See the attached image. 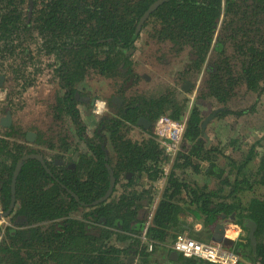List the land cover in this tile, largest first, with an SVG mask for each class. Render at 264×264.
Here are the masks:
<instances>
[{
  "label": "trees",
  "instance_id": "16d2710c",
  "mask_svg": "<svg viewBox=\"0 0 264 264\" xmlns=\"http://www.w3.org/2000/svg\"><path fill=\"white\" fill-rule=\"evenodd\" d=\"M156 1L0 0V74L6 75L9 82H24L32 76L33 81L26 85L31 88L37 78L28 71L36 69L37 75L46 77L44 73L48 70L52 76L47 81L50 88L57 93L68 90L72 104L64 106L81 133L86 132L87 126L81 122L77 106L85 103L82 97L92 100L98 93L89 90L82 94L78 88L84 84H108L113 94L108 99L110 113L104 121L110 128L108 138L120 160L118 165L125 163L128 169L139 168L149 173L152 181L161 177L155 167L164 153L162 146L155 138L137 145L126 139L122 128L134 127L142 118L154 124L161 116L176 121L186 117L183 142L192 147L188 145L190 150L182 157L183 167L199 172L201 164L207 162L211 167L208 176H214L220 188L214 193L195 186L197 190L189 192L188 184L175 173L169 175L166 194L172 191L170 199L163 200L154 215L156 227L150 229V240L162 246L168 243L166 231L180 217L172 200L188 190L195 206L200 203L208 208L206 223L216 220L214 213L218 210L240 213L239 221L232 220L231 224L243 227L245 219L255 222L256 250L253 251L248 240L241 248L245 250L246 262L264 264V154L260 156L255 150L258 145L264 146V136L257 139L252 135L253 144L249 146L245 142L240 148L233 145L238 141L234 138L231 149L236 151L235 157L226 155L225 164L223 161L216 164L213 157L216 149L209 147L208 150L198 137L203 119L215 111L213 102L223 108L213 121L227 119L234 128L240 121L253 127L257 113L264 110V0H168L149 16L136 34L142 17ZM141 41L166 69L172 61L176 62L175 75L171 80L160 81L158 96L141 89L129 98L120 96L140 83H153L152 77L147 79L135 65L134 55ZM155 47H162L163 54L154 52ZM212 53H215L212 59L218 56L216 62L209 60ZM186 80L193 81V89H181ZM77 92L80 99L76 101ZM190 94H194L201 106L191 104ZM113 96L123 101L125 98L126 108L117 111ZM204 104L210 108L206 116L199 108ZM98 139L103 142L105 137H97L94 144ZM245 148L249 151L240 152ZM94 152L98 153L100 162L103 151L97 143ZM7 153L15 156L11 165L6 160ZM15 153L8 152L5 144L0 148V165L7 169L9 176L2 195L5 209L11 200L10 185L16 161L23 156L18 151ZM149 160L153 161L152 167H146ZM65 170L55 181L39 161L25 162L17 178L15 209V218L21 217L25 223L0 228V264H129L132 250L139 256V264H160L162 259L156 258L158 252L167 255L168 264H206L199 258L181 255L178 260H171L170 251L156 244L151 250L133 249L137 245L142 247V230L139 231L142 222H135L137 213L133 209L139 206L132 198L124 197L84 213L82 206L95 202L108 190L107 177L103 181L89 172V178L82 182L75 172ZM68 191L75 193L79 201ZM211 198L214 199L210 202ZM213 207L218 210L215 212ZM190 214L199 220L195 210ZM126 241L131 244L126 249L116 244Z\"/></svg>",
  "mask_w": 264,
  "mask_h": 264
},
{
  "label": "crops",
  "instance_id": "0c3cea01",
  "mask_svg": "<svg viewBox=\"0 0 264 264\" xmlns=\"http://www.w3.org/2000/svg\"><path fill=\"white\" fill-rule=\"evenodd\" d=\"M138 70H140V69H138ZM143 73H144L143 76H145L147 79L151 78V76L149 74H147V72L145 70H143ZM121 83L122 82H120V84ZM151 85H144V84L140 83L136 87L134 86L132 88H129L127 91L123 92L120 96L126 95L129 98V97L133 96L132 93L138 89L144 90L147 94H153L154 96H158L159 94L157 95V92L160 91L161 89L159 90V88H157L154 91L152 89H147L146 86H151ZM88 87H90V85H88ZM88 87L81 85L78 89L83 94L84 92L86 93V91H89ZM124 100L125 101L122 102V105H119V106L115 105L117 111H120L121 109L126 108V106H127L126 102L127 101L125 98H124ZM78 109L80 112H81V110L82 111L84 110L86 113L89 111L86 108H84V106L82 104L79 105ZM104 120L101 122L93 124V126H90V128L88 129L89 132L87 135H89V137L92 138L90 140L91 143L86 142L89 145V148H87L85 146L80 147V151L82 152V155L80 156L79 161L76 162V169L74 170V172L76 174L79 173L77 170L78 169L80 170V173L77 176L80 179V181H82V182H85L89 178V172L92 174V176H95V177L99 176L103 181H104V176H106L107 180H108V184H107V182L105 183V186L108 185V190L106 191V193L103 195V197L99 198L95 202L82 206V208L85 209V210H83L84 213L93 211V209L97 208L99 205H102L103 203L108 204V203H112L115 201L118 202L121 198H124V197L125 198H132L134 203H136L139 206V208H133V209H136V213H137V217H136L137 220L135 222L136 223H139V221L142 222V225L140 227L141 229L139 231L142 230L141 234L143 233L145 225L147 224V222L149 221V218L151 216V222H150V228H149V233H150V229L156 227L154 225V215L157 214L158 207H159L160 203L163 200L170 199L169 195L172 191L171 192L169 191L166 194V192H167L166 189L170 186L168 183V177L172 173H175L180 179H182L184 181V183L186 185L188 184L187 186L190 188V189H188L189 192L197 190L196 189L197 187H195V186H198V188H200V189L203 188L205 190V192H207V190H209V191H212L214 193H216L217 190L220 188V184L216 179H214V176H208V173L211 172V170H210L211 167L207 162H204V166L203 165L200 166L199 172L194 171L193 168H191V167H187V169L183 167V161H182L183 158L182 157L185 154H187L190 150V148H188L187 146L191 145V147H192V144L185 143V141L182 144V151L174 158L167 155V153L165 151H164V153L162 152V154H161L162 157L159 158V160L157 162L158 164L155 167L161 173V177L156 181L150 180V178L148 177L149 173L146 174V173H144V171H142L139 168L132 167V169H128V168L124 167V166H127L125 163H123L121 166H119L118 163L120 162V160L118 159V155L116 156V152L113 149L114 146H113L112 142L110 141V139L108 138V136H110V132H109L110 128L108 127L107 121H104ZM207 120L208 119H203V121H205V122ZM203 121H202V123H203ZM202 123H201V130L198 133V137H199V139H201L203 141L202 143H204V144H205V140H206L205 145H207L208 150L212 147L216 149V151L214 152L215 155L213 157H214L215 163L217 164V162H218V164H219L220 161H223L222 158H224L226 155L228 156V154L224 153V150L220 148V139L218 138L217 135L216 136L218 139H215L216 138L215 129H214V127H212L214 125V121L210 120V121L206 122L204 129L202 128ZM90 124H92V122L90 120H87L86 125H90ZM154 124L152 122L148 121L147 119L142 118V119L138 120V125H136L134 127H130V126L125 125L122 128V130L125 132L126 139L134 141V142H136L137 145H139V144L143 143L144 141L152 140V138L156 139V135L154 133ZM98 130L100 131L101 135H98L97 137H99V138L105 137V139L103 142L98 139L94 144V142H92V141H94L93 136H96V133ZM211 134L214 135L213 136V137H215L214 139L209 137ZM80 138L82 140H84V142H85L86 138L83 135L80 136ZM199 139H197V141H200ZM156 141H157V139H156ZM37 143H38V141H37ZM96 143L103 151V153H102L103 156H102V158H100V162L97 159L98 153L94 152V148L96 147ZM230 143H231V141H230ZM159 145H160V143H159ZM92 147H93V151H92ZM33 148H36V146L33 145ZM204 151L206 152L207 150L204 149ZM39 154L42 155L41 153H39ZM72 154H73L72 151L66 150V151H64L63 155H64V157L66 156L67 160L71 161ZM29 155H31V156L32 155H38V153L33 151V153L29 154ZM29 155H26V156H29ZM112 156L115 158H112ZM20 159L21 158L19 157L18 162L21 161ZM28 160L29 159H27V161ZM147 162L148 163H146V167H152L154 165L152 163L153 162L152 160H149ZM215 169H216V167H215ZM97 170H99L98 173H96ZM216 170H213V172H216ZM111 172H113V174L116 178L115 186H114L112 192L110 191V189L112 188ZM189 175H193L194 176L193 179H190V177H188ZM197 178L199 180H197ZM200 181L203 182V184H201ZM210 182H212V184L214 186L213 189H210L209 187L211 185L207 184ZM63 186L65 188H67L65 185H63ZM188 190L182 191V194L179 196L178 199L176 197H174L172 200V203L174 205H176L178 208V211L180 213V217L178 218L177 224H174V226H173L174 228L171 227L166 231L168 233V236L165 239L168 243L163 245L164 247H166L170 251V254H168V257L171 260H178V259L171 258V255L173 253L171 247H172L176 237L180 233L188 232L192 238L197 239L200 242L212 243L214 241V239H216L218 236L217 234L219 232L218 231L219 228L223 229V228L227 227L228 225L224 226V224L225 223L231 224V223H229V221H232V220L237 221L235 218L236 217L235 212H230V214H228V213L221 212L216 207H213V209H215V212H216V210H218L217 213H214V215H216L215 216L216 220L214 222L206 223V217H208L206 215L207 214L206 209H208V208H206V207L204 208V206H202V204H200V203H198L197 206H195L194 200H193L194 197L188 193ZM218 195H220V194H218ZM134 196L137 199L134 198ZM214 198H216V197H214ZM214 198H211L210 202ZM99 200L102 202L97 204V205H94ZM193 210H195L197 218L199 220H195V225H193V226H189L188 221H187V224H182L183 223L182 221H184V219L186 217H187V219H193L191 216H189V215H191L190 213L193 212ZM78 218H81V217H78ZM180 218H182V219H180ZM101 221H103V219ZM135 226H137V225H135ZM194 227H196V229L198 228V231H195ZM149 237L150 236H148V239L151 242L152 240H150ZM152 242H154V241H152ZM246 242H247V240H246ZM116 244L118 245V247L124 248V249L131 246L129 241L116 242ZM156 245L163 247L159 242ZM139 247H140V249H143V248L149 249V247L146 244H142V247L138 246V245L133 246V249L139 250ZM253 251H255V250H253ZM131 257H134V259H135V262L132 264H139V262H138L139 256L135 255V252L133 250L130 252L128 260L131 259ZM156 258L159 260L160 259L166 260L167 255L164 253L158 252V255L156 256ZM247 261L250 264H254V262H252V261H249V260H247ZM160 264H168V263L166 261L165 262L163 261V263L161 262Z\"/></svg>",
  "mask_w": 264,
  "mask_h": 264
},
{
  "label": "flooded vegetation",
  "instance_id": "af4514ba",
  "mask_svg": "<svg viewBox=\"0 0 264 264\" xmlns=\"http://www.w3.org/2000/svg\"><path fill=\"white\" fill-rule=\"evenodd\" d=\"M217 60L218 56L214 57L212 59V62H216ZM28 72L34 74L35 78H37L36 85L31 88L26 87V85L28 84V82L33 81L32 76H28L24 82L23 80H16L17 82H13L11 80L9 82V79H7L6 75L2 74V76H4V79L0 81V148L5 144L8 152L15 153V151H18L20 155H23L20 156L21 159L26 155L31 154V152L33 151L39 153L35 148H33V145L38 146V148H43V152L41 153L43 163L40 161L39 162L45 168V170H47L46 168H48L50 170V173L48 172V174L55 181H58L56 176H60V173L63 170L66 169L65 171L74 172V170L76 169V162L79 161V158L82 155L80 147L85 146L89 148V145L84 142V140H82L80 136L84 134L83 136L86 138L88 143H91L90 140L92 138L87 135L89 132L88 128L86 129L85 133H81V130L78 128V123L69 118L68 112L66 111L67 106H64L68 105L69 107H71L72 104L71 99H69L68 96V90L59 91L60 89L57 88L59 91V93H57L50 89L47 91V95L46 93H44L42 96H40V99L36 97L34 98V92L36 89L40 88L43 79L35 73L37 72L36 69ZM44 75H47L46 77H52L51 73L48 70L44 73ZM191 83V89H193L194 83L193 81ZM99 84H105L108 86V84L106 83ZM83 86H88V84H84ZM88 90L92 89L89 87ZM61 92L62 95L64 94L63 96L60 95ZM2 94L3 97H1ZM75 98L76 101L80 99L79 92L75 94ZM81 99L83 102H85L82 103L84 108H86L91 102V98L88 97H82ZM60 100L62 101V103ZM112 103L117 106L120 105L119 103H114L113 101ZM77 108H79V104ZM199 108L202 112L203 109L201 107ZM104 115L105 113L99 115L100 117H95V120L93 115H88L84 110H81L80 112L81 122L84 124V126L86 124L83 122V119H90L92 123H98L103 121L107 117V115ZM86 116L88 117L86 118ZM34 119H38L39 127L31 126V123ZM65 122L70 125L71 130L66 129L65 126L67 124ZM36 129H38L39 132L36 133ZM98 135H101L99 130L97 131L96 136H93V140H96ZM53 143H56L57 148L55 146L54 149ZM51 150L56 151L53 153L55 154V156H52L51 158L46 157V152H51ZM66 150H70L73 153L71 156V161L67 160L66 156L64 157L63 155L64 151ZM14 157L15 156L7 153L6 160L8 163H10V165ZM18 160L16 161V165L18 164ZM20 172L17 178L19 177ZM13 175L14 173L12 174V181L10 185L11 200L8 208L5 209L4 205L2 204V195L4 191V185L6 184V181L9 180V176L7 169L4 166L0 165V212H6L10 208V205L12 203L13 190L15 191V196L17 197V186L13 187ZM59 184L63 187L61 183ZM15 209L16 203L14 206V211L11 213L10 218H4L5 221H8L7 224L10 226L25 223L22 219H20L21 217L15 218ZM191 222L192 219H188V223ZM194 230L198 231V228L196 229L195 227ZM220 230L221 228L218 229L219 232Z\"/></svg>",
  "mask_w": 264,
  "mask_h": 264
},
{
  "label": "rangeland",
  "instance_id": "374dc122",
  "mask_svg": "<svg viewBox=\"0 0 264 264\" xmlns=\"http://www.w3.org/2000/svg\"><path fill=\"white\" fill-rule=\"evenodd\" d=\"M140 48V49H139ZM139 48L138 50L135 52V55H134V61H135V65H137V69H140V70H145L147 72V74H149L152 79H153V83L151 86H146L147 89H152L153 91L156 90L157 88H159L161 86V82L160 81H168V80H171L173 78V76L175 75V72H176V69L178 67V65L176 64V62H173L170 64V66L168 67V69L165 68L164 65L160 64V62L158 61V57L155 56V54L153 52H151L152 50L150 48L147 47V45L141 41L140 44H139ZM162 47H160L159 49L158 48H153V51L154 52H157V53H160L161 55L163 54L162 52ZM212 55L214 56L215 53H212L209 57V60L212 61ZM168 61H170V57H167ZM176 61V60H175ZM160 65L159 68H157L156 66L157 65ZM166 69V70H164ZM165 75H169L171 77L169 78H165L164 76ZM43 82L41 83L40 85V88L36 89L35 92H34V98H38L40 99V96H42L44 93H46L47 95V91L50 90V84L47 83L48 80H51V77H46V78H43L42 77ZM101 83H104V82H101ZM120 84V82H119ZM118 84V85H119ZM184 82L181 84L183 85ZM53 86V85H52ZM88 87V86H87ZM181 87V86H180ZM89 88V87H88ZM90 88L92 89L91 91H94L102 96H104L106 99L110 98L113 94L111 88L105 84H97V85H93V84H90ZM170 88V87H169ZM176 88L181 90L179 88V85H176ZM62 96V94H60ZM179 96L181 97V93L179 94ZM188 96V95H187ZM1 97H3V94L1 95ZM190 97V100L192 101V105L194 103H198L196 101V98L194 96V94H190L188 96V98ZM93 98V97H92ZM98 101H105L104 98H100L98 97L97 98ZM193 99V100H192ZM199 104V103H198ZM200 105V104H199ZM206 104H204L202 106V113L204 116L208 115L209 114V111H210V108L205 106ZM201 106V105H200ZM205 106V107H204ZM213 107L214 109H218L221 107V105L213 102ZM89 109V108H88ZM88 115L91 114L90 111L87 112ZM93 115V114H91ZM88 116H86L87 118ZM93 117L95 118L96 116L93 115ZM97 118V117H96ZM95 118V119H96ZM184 119H186V117H184ZM256 119V124L253 126V127H249L247 126L244 121H240L239 123L236 124L235 128L232 126L230 120H225V121H214V125L212 127H214L215 129V136L217 135L218 138L220 139V148L224 150V153L228 154V156H233L235 157V154H236V151H232L231 147H232V141L234 138L238 139L237 143L236 144H233L234 146H236V148H240L241 145H244L245 142H248L249 146L253 144V139L251 138L252 135H255V137L258 139V138H261L262 136H264V130L262 129V125L264 124V110L262 109V111H260L259 113H257L256 117L254 118ZM86 120H90V119H86ZM67 124V122H65ZM96 122L90 124V125H86L87 128L89 129L90 126H93V124H95ZM31 126H38L39 127V121L38 119H34L31 123ZM66 129L67 130H71V127L69 124H67L66 126ZM39 132L38 129H36V133ZM68 136V135H66ZM214 135L211 134L209 137L214 139L215 137H213ZM216 136L215 139H218ZM75 139H76V135H75ZM231 141V143H230ZM77 143V142H76ZM205 144H206V140H205ZM54 145V149H55V146L57 148V145L56 143H53ZM230 147V149H229ZM206 148H207V145H206ZM36 151H39V153H42L43 152V148H38V146H36ZM256 152L258 153V155H263L264 154V146H257L256 147ZM248 152L249 151V148H245V149H242L240 152ZM54 152H56L55 150H51V152H46L45 156L48 157V158H51L52 156L54 157L55 154H53ZM112 158H115L112 156ZM226 163V158H224L223 160V164ZM201 165L204 166V163H202ZM224 166V165H222ZM252 168H255L254 166H251ZM46 172L50 173V170L48 168H46ZM79 173H80V170L78 169L77 170ZM78 173V174H79ZM76 174V176L78 175ZM188 177H190V179H193V175H189ZM197 180H199L197 178ZM201 184H203V182L200 181ZM209 185H211L209 188L210 189H213V184L212 182L210 183H207ZM262 193H264V191L262 190ZM240 213H236V220L239 221V216ZM77 217H81V215H77ZM8 219L10 218V216L7 217ZM8 221H6V223H4V221L2 222V224L0 223V227L3 228V226H7ZM226 222V221H225ZM230 223V221H229ZM243 223L244 225H247V220H243ZM225 225H229L228 223H225ZM228 227V226H227ZM226 227V229H227ZM243 235V233L241 234ZM163 261L165 262L166 260L165 259H162V263Z\"/></svg>",
  "mask_w": 264,
  "mask_h": 264
},
{
  "label": "built area",
  "instance_id": "2783aa9c",
  "mask_svg": "<svg viewBox=\"0 0 264 264\" xmlns=\"http://www.w3.org/2000/svg\"><path fill=\"white\" fill-rule=\"evenodd\" d=\"M97 102L95 103L93 112L96 115H102L106 111V103L99 101L103 104V108L98 109ZM186 126L187 119L176 121L169 116H161L156 121L154 131L156 138L167 155L172 158L176 157L182 151ZM184 221H187V217ZM150 222L151 216L141 234V241L142 244H146L151 250L155 242H150L148 239ZM188 225H195V219H192V222L188 223ZM1 239L2 236H0V241ZM240 241L241 240L235 244L232 243L227 245L219 242L203 243L192 238L188 232H183L176 237L172 249L181 256L199 258L206 264H247L243 262L242 256L235 250ZM231 247H234V250H232Z\"/></svg>",
  "mask_w": 264,
  "mask_h": 264
},
{
  "label": "water",
  "instance_id": "95a60500",
  "mask_svg": "<svg viewBox=\"0 0 264 264\" xmlns=\"http://www.w3.org/2000/svg\"><path fill=\"white\" fill-rule=\"evenodd\" d=\"M167 1H168V0H158V1H156V2H155V3H154V4L148 9V11H147V12L145 13V15L142 17V19H141V21H140V23H139V25H138V28H137L136 34H138V33L141 31V29H142L143 26H144L145 21L149 18V16H150L153 12H155V11H156L161 5H163V4H164L165 2H167ZM3 79H4V76L0 75V81L3 80ZM191 87H192V83H191L190 81H188V80L182 85V89H183L184 91H189V90L191 89ZM92 92H94V91H92ZM97 97H100V98H104V99H106L104 96L98 94L97 96H94V97L92 98V100H91V102H90V107H92V103H93L94 99H96ZM112 101H113L114 103H119V104L121 105L122 102H123V99L120 98V97H118V96H114V97L112 98ZM219 110H223V108H220V109H218V110L213 111V112L211 113V115H209V117L207 118L208 120H207L206 122H208V121H210V120H214V118H215V116H216V114L218 113ZM96 117H100V116H99V115H96ZM182 120H184V119H182ZM206 122L203 121V123H202V128H203V129H204L205 125H206ZM204 135H205V134H204ZM205 136H206V135H205ZM27 159H36V160H38V161H40V162L43 163L42 156H40V155H32V156L29 155V156H25V157H23V158L21 159V161L18 162V164H17V166H16V169H15V172H14V175H13V187L16 186V183H17V182H16V181H17V176H18L19 172L22 170L23 165H24V162H26ZM111 176H112V177H111L112 188L110 189V191L112 192V191H113V188H114V186H115L116 178H115L113 172H111ZM63 187H64V186H63ZM70 194H71L72 197H74L77 201H79V198H78L73 192H70ZM101 202H102V201L99 200V201H97L94 205H97V204H99V203H101ZM15 203H16V196H15V191L13 190V197H12V203H11V205H10V208H9L8 211H6V212H0V221H1V219H3V218H7L8 216L11 215V213L14 211ZM247 227L250 229V239H251V244H252L254 250H256L257 242H256V238H255V236H254V233H255L256 230H257V225H256V223H254L253 221L250 220L249 225H248ZM214 241H215V242H222V240H221V238H220L219 236H217V238L214 239ZM178 257H179V254H178L177 252H173L172 255H171V258H174V259H178ZM134 262H135L134 257H131V259L128 260V263H129V264H132V263H134Z\"/></svg>",
  "mask_w": 264,
  "mask_h": 264
},
{
  "label": "clouds",
  "instance_id": "9594fccd",
  "mask_svg": "<svg viewBox=\"0 0 264 264\" xmlns=\"http://www.w3.org/2000/svg\"><path fill=\"white\" fill-rule=\"evenodd\" d=\"M114 97V96H113ZM111 98V97H110ZM109 99V98H108ZM108 99H105V102L106 103V111L104 112L105 115H108L110 113V106H109V101ZM98 101V99L96 98L93 103H92V107H90V112L91 114H93L94 116H96V114L93 112L94 111V106H95V103ZM97 105H98V109H102L103 108V104L101 102H97ZM96 120V119H95ZM86 119H83V122L86 124ZM157 121V120H156ZM156 121H155V124H156ZM155 124H154V131H155ZM86 126V125H85ZM185 135V134H184ZM157 139V138H156ZM158 141V140H157ZM38 155H40L38 153ZM41 156V155H40ZM36 160V159H35ZM38 161V160H37ZM27 162V161H26ZM65 188V187H63ZM66 189V188H65ZM69 192V191H68ZM70 193V192H69ZM189 218V217H188ZM4 221V223H6L5 219H1L0 223L2 224V222ZM188 221V219H187ZM249 222L250 220L247 219V225H244L243 227L242 226H238V225H235V224H229L228 227H227V230L225 231L224 229H221L220 231L223 233L224 235V238L225 240H229V241H232V240H236L241 234H242V231H243V238L241 239L239 245L237 248H235V250L237 251V253H239L242 258H243V262H246L245 259H244V256H243V253L245 250H243L241 247L243 246V243L248 240L251 248L253 247L252 244H251V239H250V229L247 227L249 225ZM255 223V222H254ZM7 226H10V225H7ZM15 226V225H14ZM11 227V226H10ZM1 228V227H0ZM3 228H5V226H3ZM1 228V229H3ZM220 238H221V235H219V233L217 234ZM254 236H255V233H254ZM256 238V237H255ZM222 242H219L221 244H226V241L221 238ZM224 240V241H223ZM215 242V241H213ZM256 242H257V245H258V241H257V238H256ZM232 250H234V247H231ZM254 250V248H252ZM180 256V255H179ZM247 264H249L248 262H246Z\"/></svg>",
  "mask_w": 264,
  "mask_h": 264
},
{
  "label": "bare ground",
  "instance_id": "6f19581e",
  "mask_svg": "<svg viewBox=\"0 0 264 264\" xmlns=\"http://www.w3.org/2000/svg\"><path fill=\"white\" fill-rule=\"evenodd\" d=\"M223 229H224V228H223ZM224 230H227V229H224ZM199 233H200V232H199ZM218 233H219V235H221V238H223V239L225 240V238L223 237V236H224L223 233H222L221 231L218 232ZM242 233H243V231H242ZM243 236H244V234H243V235H240L236 240H232V241H229V240L226 241V240H225V241H226L227 244H232V243L235 244V243H237L239 240H241V239L243 238ZM224 240H223V241H224Z\"/></svg>",
  "mask_w": 264,
  "mask_h": 264
}]
</instances>
